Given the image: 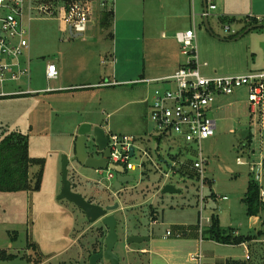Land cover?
Here are the masks:
<instances>
[{"label":"rangeland","instance_id":"obj_1","mask_svg":"<svg viewBox=\"0 0 264 264\" xmlns=\"http://www.w3.org/2000/svg\"><path fill=\"white\" fill-rule=\"evenodd\" d=\"M99 1L96 0L95 7ZM202 1L188 0L184 9L191 18L169 24L165 18L172 9L157 4L146 9L145 0H133L127 16L115 24V29L113 26V37H103L97 26L91 25L87 40L72 38L61 32L57 20L47 17L30 25L31 88L67 90L0 99V141L12 133L23 134L28 139L29 156L43 163L39 190L0 192L1 250L12 247L11 252L24 253H18V258H30L34 264H88L89 255L94 248L101 247L104 236L85 220L82 210L59 200L63 188V158H71L69 153L75 146L73 140L78 131L76 125L96 119L107 136H131L141 150L156 145L159 132L150 115L151 94L162 86L143 83V80L173 73L180 62L186 61L179 45L171 40L172 27L181 31L195 28L199 63L208 66L201 69L204 76L264 72V30H253L235 40L245 31L250 17L264 19V0H217L218 10L211 11L208 18L211 32L201 17ZM225 8L232 15L216 16ZM226 28H230V32ZM49 64L58 70L56 81L46 79ZM103 82L115 88L89 92L88 88L75 87ZM70 86L72 88H68ZM18 87L26 89L28 85L21 82L15 88ZM219 103L223 107L212 112L217 124L215 136L202 143L208 178L202 232L198 205L200 184L193 170L198 151L196 148L186 150L182 140H162L161 158L155 156L162 170L149 166L144 172H129L135 177L132 184L122 185L116 178L108 181L105 174L79 162L69 164V180L75 184H72L74 192L103 207L120 204V209L114 213L120 219L117 230L120 239L114 249L120 264H147L146 257L134 252L139 245H128L126 236L141 232L135 224L149 228L152 212L158 216L159 225L153 227L157 240H178L177 234L186 231V235L179 238L187 241L189 251L194 253L198 251L199 237L204 239L211 226L219 225L246 240L251 258L248 264H264V208L258 217H249L245 205L250 184L264 189V108L260 112L262 118L259 114L253 115L244 88L234 97L220 98L217 106ZM93 146L94 142L88 141L89 152ZM170 155L177 157L173 168L169 167ZM238 158L248 164L263 163L261 185L254 181L250 165H239ZM141 160L142 153L138 151L132 163L139 164ZM39 171L38 165L31 168L33 179ZM166 184L175 186L180 194L162 195ZM215 196L227 200H218ZM167 230H171L172 236L167 237ZM231 238L234 241L236 237ZM223 246L204 239V248H215L216 257L231 254L247 260L244 246Z\"/></svg>","mask_w":264,"mask_h":264},{"label":"built area","instance_id":"obj_2","mask_svg":"<svg viewBox=\"0 0 264 264\" xmlns=\"http://www.w3.org/2000/svg\"><path fill=\"white\" fill-rule=\"evenodd\" d=\"M95 0H0V99L16 98L23 96H37L39 94L62 91L61 88H48L46 90H33L31 81V56H30V25L45 17L57 20L63 32L80 36L87 40V33L95 18ZM112 0H103L98 4L102 10H112ZM208 3L207 12H202L201 17L209 18L210 12L216 10V5ZM196 17V15H194ZM256 19L258 24H264V19L249 18L248 22ZM230 32V28H226ZM235 35V32H233ZM72 34V35H71ZM73 38V37H72ZM180 45L181 55L186 58L181 68L173 75L156 80H143V83H160L162 87L153 90L151 94V119L159 132L158 140L177 139L185 143L186 150L197 152L193 164L196 181L200 184V230L202 232L204 210L206 159L202 151V143L215 136L217 130L216 120L212 112L217 108L220 98L235 96L237 91L247 90L248 104L253 115L259 114L264 108V72L252 73L243 76H214L202 74L201 69L207 64L199 63L197 50V35L195 28L178 32L175 36ZM45 76L48 81L58 80L59 73L54 65H47ZM21 82L27 83L26 89L15 88ZM260 110V111H259ZM109 149L111 157L109 165L121 167L126 173L139 170L144 172L147 167L155 166V156L158 149L141 150L135 145V139L128 136L110 135ZM159 148V142H157ZM135 148L131 157V149ZM142 153L139 164L132 163L137 152ZM172 168L177 161L171 162ZM241 166L250 165L254 174V181L262 184L263 163L248 164L237 159ZM254 167H257L256 170ZM111 181L116 178V173L110 169L99 171ZM168 176V174H166ZM226 199V198H225ZM260 199L263 203L264 189H260ZM210 220H207L209 223ZM171 236V232H167ZM246 261L251 258L249 255Z\"/></svg>","mask_w":264,"mask_h":264},{"label":"crops","instance_id":"obj_3","mask_svg":"<svg viewBox=\"0 0 264 264\" xmlns=\"http://www.w3.org/2000/svg\"><path fill=\"white\" fill-rule=\"evenodd\" d=\"M102 1L100 0L98 2V4H100V2H102ZM212 1H213V4H215V5L218 2L217 0H212ZM224 1H227V0H224ZM112 2L113 3H112V6H111L112 7V10L111 11L113 12L114 18L116 17V21L114 22V20H113L112 29H111L110 32H104L101 29L100 22H99V18H100V15L102 14V12L104 10H102V8L99 5H98V7H95L96 8L95 9L96 14H95L94 21H93V23L91 25H96L97 28H98L99 34L102 35L103 37L105 35H109L110 33H112V37H113V26H114V29H115V24L118 23V22H121L127 16V11L130 9V6H131L133 0H112ZM207 2H209V0H207ZM117 3H118V6H117ZM201 3H202L201 4L202 5L201 6L202 7V11L201 12H203L204 11V7H205V1L203 0ZM153 4L154 5L157 4L160 7H165V8L172 9L171 14H169L167 16V18H165L166 19V22L169 23V24L170 23L171 24H176V23H179V21H181L184 18L187 19V20H188V18L189 19L191 18L190 17L191 16L190 13L187 10L184 9L185 6H187V4H188V0H145V8L146 9H148V7H150ZM115 7H116V12H115ZM217 10H218V7L216 8L215 11H217ZM223 15L224 16L232 15V12L227 11V9L225 8L224 11L221 14H218L216 16H219L220 17V16H223ZM192 16L194 17V13H193ZM251 22L252 21L248 22L249 23L248 26L250 25ZM254 25H256V24H254ZM246 26H247V24H246ZM60 29H61V32L62 33H65V32H63V29L61 28V26H60ZM90 30H91V28H90ZM188 30H190V29H188ZM170 32L172 34L171 40H173L174 42H176V44H178L175 36H176V34L178 32H181V30L177 29V27H172L170 29ZM88 33H87V35H88ZM31 35H32V33H31ZM30 41H31V37H30ZM179 49H180V45H179ZM173 61L175 62V65L178 62L177 58H175ZM183 63L184 62H182V63L180 62L179 63V66L177 67L176 70L174 69L175 71L173 73H166V75H161V76H158V77L157 76L151 77L148 80L162 79V78L171 76L179 68H181V66L183 65ZM127 81L128 80H126L124 82H127ZM113 83L119 85L118 82H113ZM108 84H111V83H107L106 84L105 82H103V83H98V84H93V85H90V84H87V85H79V86H75V87H78V88H88L89 92L90 91H95L96 92L97 90L107 89V88H115V85L114 86H110ZM30 88H31V85H30ZM68 88H72V86H70ZM31 89H33V88H31ZM33 90H46V89H37V88H35ZM63 90H67V88H63L62 91ZM62 91H59V92H62ZM99 92L100 93H103L104 91H99ZM53 93H57V92H53ZM45 94H50V93H45ZM232 97H234V96H232ZM229 98H231V97H229ZM220 107H223V105H220V103H219V105L217 106V108L220 109ZM150 110H151V105H150ZM96 120L97 121H82V122H80V123H78L76 125V129L79 130L80 126L83 125V124H90L93 127H102L103 128V125L100 123V121L98 119H96ZM77 134H78V131H77ZM248 134H249L248 135V138H249V140H251L252 136H251V134L249 132H248ZM112 135H117V134H112ZM128 137H131V136H128ZM131 138H133V137H131ZM76 139H77V137H75L74 140H73L74 145H75ZM155 146H153V147L155 148ZM148 149H151V147L148 148ZM158 150H159V152L157 153V156L156 157L159 159V157H161L160 148H158ZM74 155H75V146H72V151H70L69 156H71V158H72ZM158 170H162V167L160 165H158ZM97 172H99V171H97ZM99 174H102V173L99 172ZM126 174L129 175V173H126ZM72 184H74V183L72 182ZM74 186H75V184H74ZM84 198L86 200H88V197L87 198L84 197ZM205 198H206V196H205ZM225 198L226 197H224V198L216 197V199H218V200H227V198L226 199ZM93 204H95V203H93ZM198 205H200L199 200H198ZM203 212H204V210H203ZM203 212H202V214H203ZM116 217H117L118 222H119L118 223V228H117V230H118L120 228V219L118 218L117 215H116ZM85 219H86V217H85ZM151 221H152V223L150 224V227L149 228L146 225H141V227H140V224L139 225L138 224H135L138 227L139 231H141V232H138L136 234H133L132 233V235L131 234H128L126 236V240L130 236H147V237H150V241L149 242L140 244L139 245L140 248L138 250L134 251L136 253L138 252V254L141 255V257H146V259L148 260L147 264H194V263L203 264V260H205V262H206L204 264H225L227 260H238V261H243V262L245 261L241 257H237V256L231 255V254L225 255V256L220 257V258L219 257H216L215 256V248H212V247H208V248L205 247L204 248V239H206V240L208 239V240L212 241L217 246L228 245V246H231L232 247V246H238V245L241 246L242 245V246H244V252H246V256L245 257H247V255L249 253V249L246 248V246H245L246 243H241V244H235V243L222 244V243L218 242L216 239H214L211 236V233L209 232L210 229L213 226H217L221 231H226V230L221 229L219 227V225H213V226H211L206 231V237L204 239H203V237H199L198 251L192 253V252L189 251V247L187 246V241L179 238L181 236H185L186 235V231H182V232H179V234H177V239L178 240H168V241H165L163 239L162 240H157V238L155 236V232H154L155 230L153 228L154 226H158L159 225L158 224V216H157V214L155 212H152ZM170 231L171 230H167L166 231V235H167V232H170ZM228 234H231V236L233 235L234 237H241L235 231H233V232L231 231ZM167 237H168V235H167ZM254 241H256V240H254ZM254 243H256V242H254ZM228 246H223V247H228ZM11 248L12 247H10L8 250H1L0 249V251H7L9 254H13L15 256H19L18 253L24 254V253L19 252V251L11 252L10 251ZM67 249L68 248L64 249L63 252H66ZM205 251H206V253H205ZM247 264H248V262H247Z\"/></svg>","mask_w":264,"mask_h":264},{"label":"water","instance_id":"obj_4","mask_svg":"<svg viewBox=\"0 0 264 264\" xmlns=\"http://www.w3.org/2000/svg\"><path fill=\"white\" fill-rule=\"evenodd\" d=\"M205 1L204 12H207L208 3ZM204 24L209 32L210 26L208 17L204 16ZM264 29V24H257L248 27L242 32L235 40L241 39L245 34L256 30ZM72 35V34H71ZM73 38H79L78 35H72ZM94 142L93 151H88V141ZM109 137L102 127H93L90 124H83L80 126L75 142V155L72 158L64 157L62 163V184L63 188L59 196V200H65L75 207L82 210L85 214L86 220L95 225L97 229H101L104 233V237L101 239V251L93 254L89 259V264H99L102 260L109 262L110 264H120V258L114 253V249L119 242V235L117 232L118 219L114 213L120 208V204L116 203L113 206L103 207L88 202L82 195L73 191L72 183L69 180L68 166L71 162H79L87 168L96 171H107L108 169L116 173L117 181L122 184H132L135 181V177L126 174L125 170L121 167L109 165L111 150L109 149ZM158 149V144L155 146V150ZM135 148L131 149V157L134 156ZM160 155V154H159ZM167 163L166 161H163ZM171 168L172 165L169 164ZM162 195L166 194H180V191L172 184H166L162 191ZM111 213V214H110ZM150 241V237L147 236H130L127 238L128 245H140ZM0 264H30L27 260L20 258L11 262H0Z\"/></svg>","mask_w":264,"mask_h":264},{"label":"trees","instance_id":"obj_5","mask_svg":"<svg viewBox=\"0 0 264 264\" xmlns=\"http://www.w3.org/2000/svg\"><path fill=\"white\" fill-rule=\"evenodd\" d=\"M113 12L104 10L100 15L99 22L101 29L104 32H110L113 25ZM258 24L256 19H252L249 26H246L244 30L248 27ZM264 30V29H262ZM112 37V33L109 34ZM159 145L160 141L158 140ZM160 148V147H159ZM159 152V150H158ZM157 152V153H158ZM161 157H159L160 159ZM170 162L177 161L176 156L170 155ZM42 162L33 160L29 156V143L26 136L20 133H12L6 135L0 141V192L2 193H18V192H33L41 188L43 167ZM34 165L40 167V171L37 173L33 179L30 173L31 168ZM90 203H94L92 200L88 199ZM247 208V214L249 217H258L263 212L264 204L260 199V189L252 184L249 186V193L245 201ZM211 236L222 244L235 243L241 244L245 243V239L242 237H236L233 241L231 234L227 231H221L217 226H213L210 231ZM18 257L9 254L7 251H0V262H11ZM42 258L43 257H39ZM27 260L30 264H34L30 258H23ZM35 264H41L35 262ZM225 264H247V261L238 260H227Z\"/></svg>","mask_w":264,"mask_h":264},{"label":"flooded vegetation","instance_id":"obj_6","mask_svg":"<svg viewBox=\"0 0 264 264\" xmlns=\"http://www.w3.org/2000/svg\"><path fill=\"white\" fill-rule=\"evenodd\" d=\"M93 151V150H92ZM91 151V152H92ZM88 201V200H87ZM89 202V201H88ZM81 211V210H80ZM81 213H83L82 211H81ZM111 214V213H110ZM83 215H84V213H83ZM85 216V215H84ZM86 220V219H85ZM89 223V222H88ZM93 228H94V230H97V231H100V232H102V234H103V236H104V233H103V231L101 230V229H97L96 227H95V225H92V224H90ZM101 251V247L98 249H96V248H94L93 250H92V253L89 255V258H88V264H89V259H90V257L93 255V254H96V253H99ZM105 260H102L99 264H102L103 262H104ZM107 262V261H106ZM107 263H109V262H107ZM110 264V263H109Z\"/></svg>","mask_w":264,"mask_h":264}]
</instances>
